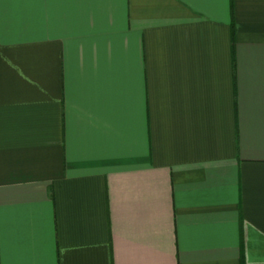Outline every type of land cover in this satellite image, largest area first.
<instances>
[{
    "label": "crops",
    "instance_id": "1",
    "mask_svg": "<svg viewBox=\"0 0 264 264\" xmlns=\"http://www.w3.org/2000/svg\"><path fill=\"white\" fill-rule=\"evenodd\" d=\"M0 264H264V0H0Z\"/></svg>",
    "mask_w": 264,
    "mask_h": 264
},
{
    "label": "trees",
    "instance_id": "2",
    "mask_svg": "<svg viewBox=\"0 0 264 264\" xmlns=\"http://www.w3.org/2000/svg\"><path fill=\"white\" fill-rule=\"evenodd\" d=\"M231 34L233 35V21L231 22Z\"/></svg>",
    "mask_w": 264,
    "mask_h": 264
}]
</instances>
